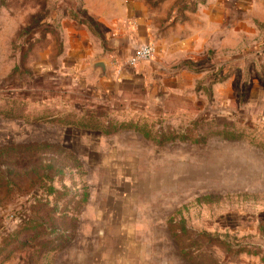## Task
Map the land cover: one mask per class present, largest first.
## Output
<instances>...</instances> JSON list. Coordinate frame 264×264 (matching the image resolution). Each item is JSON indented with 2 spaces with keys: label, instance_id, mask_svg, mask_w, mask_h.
<instances>
[{
  "label": "rangeland",
  "instance_id": "1",
  "mask_svg": "<svg viewBox=\"0 0 264 264\" xmlns=\"http://www.w3.org/2000/svg\"><path fill=\"white\" fill-rule=\"evenodd\" d=\"M246 5L0 0V264H264V26ZM129 39L154 50L133 101L60 75L76 43Z\"/></svg>",
  "mask_w": 264,
  "mask_h": 264
},
{
  "label": "crops",
  "instance_id": "2",
  "mask_svg": "<svg viewBox=\"0 0 264 264\" xmlns=\"http://www.w3.org/2000/svg\"><path fill=\"white\" fill-rule=\"evenodd\" d=\"M246 1L247 5H250L245 6V18L249 26H253L254 20L264 26V0ZM258 4L261 6L260 16L254 12L256 7L254 5ZM120 6L124 9L123 3ZM207 9L208 12L215 13L214 6H207ZM131 40H122L118 43L108 40L103 47L99 43L93 44L91 49L76 43L72 50L62 54L59 62L60 75H67L71 84L79 90L84 88L92 93H97L104 85V90L114 98L117 96L122 101L126 99L133 101L130 99V93L137 90L136 86L143 76L140 68L143 63L134 68L128 67V60L141 47L134 43L131 44ZM103 48H105V52ZM99 63H102L103 70L97 67Z\"/></svg>",
  "mask_w": 264,
  "mask_h": 264
},
{
  "label": "built area",
  "instance_id": "3",
  "mask_svg": "<svg viewBox=\"0 0 264 264\" xmlns=\"http://www.w3.org/2000/svg\"><path fill=\"white\" fill-rule=\"evenodd\" d=\"M154 50L149 45H144L138 48L132 57L128 60L127 65L130 68L136 67L141 62H147L152 59Z\"/></svg>",
  "mask_w": 264,
  "mask_h": 264
},
{
  "label": "water",
  "instance_id": "4",
  "mask_svg": "<svg viewBox=\"0 0 264 264\" xmlns=\"http://www.w3.org/2000/svg\"><path fill=\"white\" fill-rule=\"evenodd\" d=\"M97 67L100 68L101 70H103V65H102V63L97 64Z\"/></svg>",
  "mask_w": 264,
  "mask_h": 264
}]
</instances>
